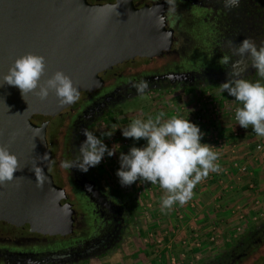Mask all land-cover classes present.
Here are the masks:
<instances>
[{"label": "flooded vegetation", "instance_id": "obj_1", "mask_svg": "<svg viewBox=\"0 0 264 264\" xmlns=\"http://www.w3.org/2000/svg\"><path fill=\"white\" fill-rule=\"evenodd\" d=\"M86 1L104 4L117 0ZM124 1L129 8L149 12L154 22L159 11L168 18L165 27L159 28L161 37L151 57H137L136 65L120 69L115 65L101 72L92 89L80 92V99L71 105L57 131L56 159L52 165L58 179L53 178L64 192L62 202L71 205V232L48 236L0 219L1 264H43L83 256L92 259L106 255L123 242L133 208L121 194L110 193L102 186L96 173L100 166L90 167L87 172L59 166L61 160L78 155L77 146L85 138L81 129L98 125L100 118L107 116L116 104L140 96L130 80H148L146 95L168 89L218 90L227 78V69L221 66L220 59L232 51L227 41L239 43L248 36L257 45L264 44V0H240L239 6L232 9L224 7L222 0H176L175 11L167 13L166 0ZM233 59L241 57L237 54ZM243 59L239 66L241 74L253 81L259 79L255 69L248 65V57ZM255 224L235 244L199 264H244L264 248V218Z\"/></svg>", "mask_w": 264, "mask_h": 264}, {"label": "water", "instance_id": "obj_2", "mask_svg": "<svg viewBox=\"0 0 264 264\" xmlns=\"http://www.w3.org/2000/svg\"><path fill=\"white\" fill-rule=\"evenodd\" d=\"M100 5L86 0H0V74L17 56L35 52L45 57V77L61 69L81 92L92 89L107 68L151 57L161 37L152 15L119 0V14L109 17L97 11ZM25 99L17 86H0V145L16 153L22 166L13 174L17 179L0 186V219L32 232L63 235L71 228V205L55 197L53 188H62L55 184L51 166L40 160L48 181L36 187L31 161L45 152L51 158L47 128L55 116L66 117L72 104L60 105L51 92L45 100L32 93Z\"/></svg>", "mask_w": 264, "mask_h": 264}, {"label": "clouds", "instance_id": "obj_3", "mask_svg": "<svg viewBox=\"0 0 264 264\" xmlns=\"http://www.w3.org/2000/svg\"><path fill=\"white\" fill-rule=\"evenodd\" d=\"M118 3L119 0L115 4L100 5L97 11L109 17L113 13L118 15ZM166 3L169 6L166 13L174 12L176 0H166ZM222 3L224 7L232 9L239 6L240 0H222ZM167 18V14H160L159 11L156 16L157 27H165ZM227 43L232 51L231 55L223 54L220 59L221 66L227 69V78L219 84L218 92L222 95L226 91L234 97L237 102L234 119L240 126L245 129L251 126L258 137H264V44L257 45L248 36L239 43L232 39ZM237 54L241 59L234 60L233 57ZM245 56L259 79L253 81L241 74L239 66L244 63ZM45 72V57L35 52H26L13 60L7 72L0 74V86L5 83L17 86L24 99L27 94L32 93L45 100L51 92L60 105H71L80 99L79 88L63 70L57 69L46 77ZM130 83L138 95L146 96L148 80L141 78L130 80ZM113 131H104L98 136L87 128L81 129L85 138L77 146L78 155L74 159L61 160L59 166L65 170L76 168L87 172L90 167L97 166L105 154L115 155L116 150L108 147L103 139L111 137ZM121 133L134 141L143 139L144 143L140 146L134 144L127 152H120L119 167L115 170L118 183L121 187H130L137 180L158 184L164 190L160 200L162 211L177 204H186L193 197V189L199 182L210 172L221 170V153L215 150L216 146L202 142L204 133L199 125L188 118L167 116L160 110L146 118L132 119L126 127L121 128ZM12 138L14 139V135ZM37 160L43 161L47 167L55 161L47 152L31 161L36 187L43 188L48 177ZM20 168L22 166L16 153L8 146L0 145V186L17 179L13 174ZM63 196V191L55 190L56 198Z\"/></svg>", "mask_w": 264, "mask_h": 264}, {"label": "rangeland", "instance_id": "obj_4", "mask_svg": "<svg viewBox=\"0 0 264 264\" xmlns=\"http://www.w3.org/2000/svg\"><path fill=\"white\" fill-rule=\"evenodd\" d=\"M136 64L137 63H135L134 65ZM117 68L120 69L123 67L118 66ZM207 89L211 90L214 93L218 92V90H215L216 88H213L214 90L210 88ZM202 92L203 89H188L186 91H172L168 89L164 91H157L153 94L150 93L145 97L135 96L126 100L125 102L116 104L113 108H111L110 113L107 114V116H103L100 118V120L98 121V125L88 128L98 136L101 132L114 130L111 137H103V139L108 147H113L114 150H116L115 155L108 156L107 154H105L110 161L105 164L101 161L97 165L100 166V168H96L97 178L102 186L110 193L123 194L130 197L134 201L132 213L133 218L131 223L129 224V227H127V229L124 231L122 239L123 242H121L106 255H100L92 259H89V257L87 256L74 258L72 260L58 258V260L56 261L46 262L43 264H161L162 256H159L157 252L155 253V250H158L160 247L167 243V236H170V238L173 240V247L179 249L178 247L180 246L182 238L185 236V231L186 233H188L190 225L185 226L184 224L175 222L170 209L162 211L161 208H158L156 206V198L158 197L160 199V197L164 195L163 189L159 187L157 188V190L155 188L154 190H147L148 196L147 198H144L145 200L143 201L135 196V188L133 185L131 188H126L121 187L118 183L117 177L115 175V170L119 167L118 157L120 152H127L132 145H138L139 143H141L133 142L132 144L130 143V147H125L123 139L126 137L122 135L121 128L126 127L129 122L136 117L146 118L147 115L154 114L160 110H163L167 114V116H170V108L168 107V105L171 102L177 100L184 101L185 105L188 106L190 110L197 103L198 97ZM66 113L67 111L64 114ZM64 117L65 116H61L60 114L55 116L51 120L47 128V130H49L51 134H48L47 138L50 141V152L51 158L53 160L56 159V150L54 148L57 135H52L57 132V126L63 122ZM111 117H113L115 121H111ZM50 166L51 168H49V171L55 178L57 177L58 179V174L55 173L53 165L50 164ZM55 170H57V168ZM260 179L263 182L264 175ZM141 181L143 180H137L135 183L138 185V183ZM53 190L55 191L57 189L53 188ZM244 192V189H239L238 193L236 194H227L224 196L222 204H224L225 208H223V210L218 213L222 216V218H217L218 224L215 225L218 233L223 235L224 231L227 236L228 232L232 230V227L234 226L233 222H230V220L227 221V217H229V213H227V210L231 206L233 207V205L237 203L240 205H246L250 202V197L253 194L247 191L246 193ZM208 194H210V192L206 193L205 191V193H202L205 200V208L197 214L200 216L201 213L204 214V212H206L205 220L208 218V213L210 216L212 214V211H210V208L208 207ZM101 197L104 196L102 195ZM149 213H152L153 217H150ZM191 214L192 213H189L188 217L191 218L192 216H189ZM255 223L246 224L240 231L239 236L256 227ZM207 224L208 223L199 224V227H201L200 229L203 230L209 227V224L208 226ZM149 234H152V236H150ZM238 238L234 240L231 239L229 241H223L221 240V238H219L218 241L215 242L216 244L207 243L202 249L203 255L200 253L199 260L194 256L187 254L184 258V262L185 264H199L203 261L214 259L218 254L222 253L225 249H228L230 245L235 244ZM157 239H161L160 247ZM179 252L180 251H178L177 254H179ZM98 253L99 252H97V254ZM248 259L249 260H246L244 264H263L264 248H261L251 258Z\"/></svg>", "mask_w": 264, "mask_h": 264}, {"label": "built area", "instance_id": "obj_5", "mask_svg": "<svg viewBox=\"0 0 264 264\" xmlns=\"http://www.w3.org/2000/svg\"><path fill=\"white\" fill-rule=\"evenodd\" d=\"M236 106L237 102L234 97L227 92L221 95L219 92L214 93L209 89L203 90L198 97L197 103L190 110L184 101L181 100L171 102L168 105L170 116L179 115L199 125L204 133L201 140L216 146L215 150L221 153L219 159L221 170L219 172H210L205 179L199 182L193 189V197L186 204H177L170 209L175 222L190 226L188 233L185 231V236L181 240L179 249L173 247V240L170 236H167V243L162 247H160L161 239H157L160 248L154 250L155 253L157 252L159 256H162L161 264H185L184 258L187 254L199 260L200 253L203 255L202 249L207 243L214 244L219 238L223 241L234 240L239 237L240 231L246 224L255 223L264 218V194L262 196L258 195L261 185L255 179L254 167H251L252 163H263L264 165V137H258L251 126L245 129L235 121L234 110ZM224 118L228 120L229 132H226L225 126L221 123ZM245 135L249 136L247 145L250 150L246 160L236 156L237 143ZM123 143L125 147L131 146L129 138H124ZM143 143L141 142L137 146ZM101 161L105 164L110 160L105 155ZM239 185L243 186L242 188L251 194L256 193V196L253 195L254 197L249 204H242V206L237 203L227 210V213H229L227 219L230 221L234 219L235 222L227 236L224 231L222 235L215 228V225L218 224L217 218H211L209 213L206 220L205 214H203V217L197 215L198 212L205 208V200L202 193L210 189V192L213 193V200L211 201L212 213L218 214L225 208L224 204H222L224 196L238 193ZM133 186L135 188V196L143 201L148 196L147 190H154V188L157 190L160 187L158 184L146 181H141L138 185L134 183ZM161 197L160 199L156 198V206L158 208H161ZM189 213H192L191 218L188 217ZM149 215L151 217L152 213H149ZM206 223L209 224V227L201 230L199 224ZM149 235L152 236V234ZM178 251H180L179 254H177Z\"/></svg>", "mask_w": 264, "mask_h": 264}, {"label": "crops", "instance_id": "obj_6", "mask_svg": "<svg viewBox=\"0 0 264 264\" xmlns=\"http://www.w3.org/2000/svg\"><path fill=\"white\" fill-rule=\"evenodd\" d=\"M221 123H223L222 125L225 126L226 132H229V129H228V127H229L228 126V120L226 118H224V119H222V122ZM241 138L242 139L239 140L238 143H237V155L236 156H238L239 158H242V159L246 160L247 159V155L249 154V151H250L249 148H248V145H247V142H249V139H248L249 136L245 135L244 137H241ZM251 167H254V175L256 176L255 179L261 185L260 186V189L261 190L258 192V195L259 196H262V194H264V180L262 182L260 178L264 175V165H263V163H252L251 164ZM242 187L243 186H240L239 189L241 190ZM242 190H243V188H242ZM207 192H210V189H208L206 191V193ZM244 193H246V190H245ZM253 195L256 196V193L253 194ZM253 195L250 197V202L252 201V199L254 197ZM208 196H209L208 207L210 208V211H213V208L211 207V201L213 200V193L210 192V194H208ZM245 201H243V202H245ZM215 211H217V209H215ZM204 214H205V212H204ZM210 214H211V212H210ZM189 216H191V215H189ZM219 216H221V215H219V214H213V213L211 214V218H213V217L218 218ZM200 217H203V213L200 214ZM220 218H222V216ZM227 221H229V220L227 219ZM230 222H233V224H234L235 221H234V219H232V221H230Z\"/></svg>", "mask_w": 264, "mask_h": 264}, {"label": "trees", "instance_id": "obj_7", "mask_svg": "<svg viewBox=\"0 0 264 264\" xmlns=\"http://www.w3.org/2000/svg\"><path fill=\"white\" fill-rule=\"evenodd\" d=\"M110 119H111V121H115L113 117H111ZM129 139H130L131 144H132L133 142H134V143L144 142L143 139H141V140H139V141H134L132 138H129ZM121 195H122L121 198H122L125 202L128 203L129 207L133 208V207H134V201H133L130 197H128V196H125V195H123V194H121ZM121 195H119V196H121ZM68 232L70 233L71 230H70V231H68V230L65 231V234H63L62 236L66 235V234L68 235Z\"/></svg>", "mask_w": 264, "mask_h": 264}]
</instances>
